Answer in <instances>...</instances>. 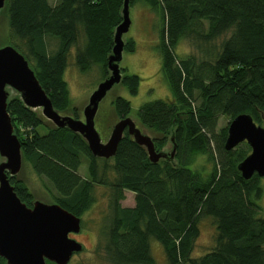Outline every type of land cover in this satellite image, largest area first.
Instances as JSON below:
<instances>
[{
  "label": "trees",
  "instance_id": "16d2710c",
  "mask_svg": "<svg viewBox=\"0 0 264 264\" xmlns=\"http://www.w3.org/2000/svg\"><path fill=\"white\" fill-rule=\"evenodd\" d=\"M143 1L162 17L156 49L174 104L145 103L136 115L143 125L164 135L175 129L180 169L168 163L150 164L127 136L113 160L94 158L69 130L46 128L13 100L7 112L24 165L47 182L45 190L55 203L78 217L95 202L97 185L107 189L104 250L112 264H154L150 240L162 246L167 264H264V211L258 205L263 178L254 175L244 180L237 169L247 156V144L226 151L227 128L214 136L221 116L233 119L247 114L257 124L264 117V0ZM121 2L57 0L51 5L48 0H7L5 39L27 59L55 109L71 105L63 75L68 52L80 32L85 51L77 57L79 70L87 71L91 60L103 65L106 76V56L112 30L120 21ZM48 38L57 40L54 52L48 50ZM181 40H187L194 52L177 59L175 49ZM132 50L129 39L125 51ZM138 83L135 75L123 80L131 95L136 94ZM196 94L200 104L192 109L187 99ZM113 105L119 118L131 113L122 98ZM211 141L215 154L209 148ZM164 142L157 141L156 147ZM197 155L209 160L208 173L190 168ZM83 162L88 166L87 179L77 174ZM10 182L19 199L29 204L33 196L26 185ZM124 191L134 193V207L121 206ZM205 217L215 221V245L192 259L198 225ZM0 264H4L1 258Z\"/></svg>",
  "mask_w": 264,
  "mask_h": 264
},
{
  "label": "water",
  "instance_id": "95a60500",
  "mask_svg": "<svg viewBox=\"0 0 264 264\" xmlns=\"http://www.w3.org/2000/svg\"><path fill=\"white\" fill-rule=\"evenodd\" d=\"M130 1L122 0L120 21L112 30L106 76L84 95L82 103L71 104L64 110L54 108L27 59L12 45L0 41V258L4 264H68L73 255L84 250L80 242L69 237V234L81 233L80 217L54 201L32 198L26 204L17 196L10 181L23 182L18 174L25 165L21 144L7 112L9 102H20L24 110L50 130H69L99 160H113L119 143L127 136L144 152L150 164L168 163L171 168L180 169L175 129L164 135L143 125L137 115L130 113L119 118L114 105L110 110L112 116L105 123L109 133L106 141H102L96 128L101 103L110 99L109 103L113 104L121 97L115 90L126 77L121 62L131 26ZM6 12L7 0H0V15L6 17ZM163 139L164 144L157 148L156 142ZM241 143H246L251 150L237 166L241 177L244 180L254 175L264 178V128L247 114H240L230 122L224 148L230 151Z\"/></svg>",
  "mask_w": 264,
  "mask_h": 264
},
{
  "label": "rangeland",
  "instance_id": "374dc122",
  "mask_svg": "<svg viewBox=\"0 0 264 264\" xmlns=\"http://www.w3.org/2000/svg\"><path fill=\"white\" fill-rule=\"evenodd\" d=\"M51 5L57 4V0H48ZM131 26L126 34V39H131L133 42V50L125 52L121 65L125 68V75L138 76L139 83L135 95H131L127 88L117 86L115 93L119 94L124 100L128 101L131 109V114L136 115L141 106L145 103L155 101H165L174 104V94L167 85L162 74L160 73L161 57L156 49L158 42V32H160L162 17L150 10V7L143 0H134L130 9ZM7 30L6 17L0 15V41L5 39ZM2 33H4V38ZM49 52H54L57 49V40L46 39ZM85 41L83 33L80 32L79 39L74 44L67 57V67L64 71V80L68 89L69 101L73 105L81 102L84 95L88 94L93 88L103 79V65L94 61L88 62L89 69L81 72L78 67L77 57L84 53ZM194 52L193 48L187 40H181L176 49L177 59L185 58L188 54ZM104 69V68H103ZM114 93V94H115ZM109 100L101 103V108L96 122V128L100 132L102 141H106L109 136L108 129L105 123L109 120L110 110L113 104ZM191 108L195 109L199 106L200 100L197 94L193 98L187 99ZM83 102V101H82ZM81 102V103H82ZM79 105V104H78ZM233 119L227 116H221L217 119L214 129V136L218 137L220 131L228 128V125ZM257 124V123H256ZM264 128V117L260 124ZM20 132H25L21 126L18 127ZM40 134H44L45 130L38 128ZM209 136V135H208ZM246 143H241L238 148L244 147ZM169 146V145H168ZM248 146V145H247ZM249 147V146H248ZM210 150L213 154L216 153L214 141L210 143ZM250 147L247 155L250 153ZM191 169L200 170V173H208L210 169L209 160L205 155H197L192 158ZM87 164L83 165L77 171V174L84 179L88 178ZM18 176L28 188L34 200L52 202V198L45 190L44 184L48 185L45 180H41L31 172L27 166L22 168ZM263 194L258 201V205L264 211V178L261 180ZM108 191L102 185H97L94 188L95 202L90 209L84 213L81 218V233L74 239L84 246V250L72 256L68 264H112L107 257L105 247L104 227L109 223L108 211ZM123 200L120 202L122 207L132 208L135 205L134 193L124 191ZM215 221L211 217L202 218L198 225V236L195 239L190 257L197 259L211 251L215 245ZM76 236V235H75ZM150 254L154 264H167L162 246L155 240L149 242ZM264 247V246H263Z\"/></svg>",
  "mask_w": 264,
  "mask_h": 264
},
{
  "label": "flooded vegetation",
  "instance_id": "af4514ba",
  "mask_svg": "<svg viewBox=\"0 0 264 264\" xmlns=\"http://www.w3.org/2000/svg\"><path fill=\"white\" fill-rule=\"evenodd\" d=\"M69 237L70 238H75V237H77V235L76 236H73V235H71V234H69ZM76 239V238H75ZM82 243V242H81Z\"/></svg>",
  "mask_w": 264,
  "mask_h": 264
}]
</instances>
